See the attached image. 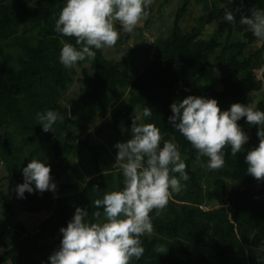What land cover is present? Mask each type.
Returning <instances> with one entry per match:
<instances>
[{
    "label": "trees",
    "instance_id": "obj_1",
    "mask_svg": "<svg viewBox=\"0 0 264 264\" xmlns=\"http://www.w3.org/2000/svg\"><path fill=\"white\" fill-rule=\"evenodd\" d=\"M65 4L66 0H0V162L6 178L17 186L24 182L22 169L31 159H40L50 166L56 184L55 192L16 196L23 211L50 214L35 230L16 222L10 242L0 239V264H50V255L60 246V229L77 207L88 211L86 221L95 222L96 211L102 218L103 208H96L94 201L123 189L122 172L112 166L118 151L114 145L131 137L136 106L141 107L144 124L160 129L161 147L165 140L178 145L189 180L181 181L186 187L173 194L161 215L151 213L154 234L141 237L145 253L132 264H264V181L247 174L245 160L247 151L259 144L258 126L241 118L237 123L249 136L244 150L233 157L226 147L224 167L212 171L206 167L208 158L198 161L196 150L168 122L170 105L190 95L214 98L222 111L233 103H252L264 86V69L258 74L264 63V42L252 47L257 38L251 31L244 30L237 40L235 31L241 15H250L253 7L264 9V0L242 4L233 0L225 5L203 0L208 10L199 23L213 24L211 33L203 36L202 30L192 27L178 36L172 25L149 42L139 28L136 43L127 45L126 35L111 47L125 46L122 57L109 59L103 48H93L95 60L78 61L79 71L75 66L65 68L59 60L61 41L79 48L74 37L55 31ZM225 7L234 12L235 25L224 19ZM115 26L121 34L120 24ZM206 70L215 72L214 80L206 78ZM75 81L80 86L68 102L64 93ZM255 106L264 111V101ZM145 107L151 108L150 117L143 116ZM93 108L104 120L94 133L81 137ZM47 110L64 118L54 124L56 132L45 133L37 122V113ZM94 135L105 143L95 141ZM87 156L94 173L85 182L69 181V174H78L72 161L76 158L85 167ZM8 200L0 184V203ZM202 204L208 210L200 208ZM157 245L168 251L156 253Z\"/></svg>",
    "mask_w": 264,
    "mask_h": 264
},
{
    "label": "clouds",
    "instance_id": "obj_2",
    "mask_svg": "<svg viewBox=\"0 0 264 264\" xmlns=\"http://www.w3.org/2000/svg\"><path fill=\"white\" fill-rule=\"evenodd\" d=\"M151 3L152 0H66L55 31L74 37L79 48L61 41L60 63L72 68L86 58L94 61L93 48H111L119 40L116 22L125 33L133 32L150 14L147 9ZM249 11L250 15H241L239 23L264 42V9L253 7ZM224 19L236 24L234 12L227 7ZM170 108L169 124L196 150L198 161L202 156L208 158L206 167L212 171L224 167L226 147H230L233 157L244 150L249 136L237 123L241 118L246 117L248 124L258 126L259 144L247 151L245 160L247 174L264 181V111L251 103H233L230 109L222 111L216 99L193 95L173 102ZM151 115V108L145 107L143 116ZM36 118L45 133L56 132L54 124L64 119L53 110L37 113ZM140 119L134 116L132 120L131 138L114 145L118 151L112 166L122 172L123 189L94 201L96 208H103V219L101 212L96 211L92 214L95 222L86 221L88 211L75 209L73 218L60 229L62 240L58 250L50 255V264H132L133 259L139 260L144 255L141 237L154 234L151 213L161 215L173 194L186 187L181 181H188L189 175L178 145L165 140L161 147L160 129L153 123H138ZM22 173L24 182L15 189L18 198H24L25 192H55L51 168L42 160L31 159ZM154 251L164 254L168 247L157 245Z\"/></svg>",
    "mask_w": 264,
    "mask_h": 264
},
{
    "label": "rangeland",
    "instance_id": "obj_3",
    "mask_svg": "<svg viewBox=\"0 0 264 264\" xmlns=\"http://www.w3.org/2000/svg\"><path fill=\"white\" fill-rule=\"evenodd\" d=\"M219 4L225 5L227 4L226 0H218ZM209 2V1H208ZM151 9L148 17L142 22V26H138L133 32L125 33L124 31L120 34L123 38L126 35L129 40L126 44H134L139 40V28L143 29V37L144 39L152 42L157 34L161 32H166L168 29H171L173 25V29L178 36H182L187 31H189L192 27H198L203 31V36L211 33L214 29L213 24H205V21L199 23V19L206 14L207 10H204L203 0H168L165 2L164 0H152L151 5L149 6ZM117 23V22H116ZM119 23V22H118ZM246 26L241 25L239 23V27L235 31V40L240 38L241 32H243ZM261 44L260 41H255L251 46L258 47ZM125 46L122 48H103V54L106 58H119L124 54ZM75 68L79 71L80 67L76 64ZM264 69V63L262 65V69L258 72L260 75L262 70ZM215 72L206 70L205 76L210 80H214ZM210 84H213V81H209ZM80 84L78 82H74L67 91L64 93V97L70 102L73 99L74 93L78 91ZM258 101H264V86L262 90L255 94L252 103L256 105ZM115 105V104H114ZM113 104L109 107L110 110ZM92 119L85 123L86 129L81 131V137H85L87 133H94L96 127L104 120L103 116L100 114L98 108H93L90 111ZM134 116H140L141 119L138 123L143 122L141 107L136 106L134 112L132 113V118ZM128 138V137H127ZM131 137H129L130 139ZM95 141H101L105 143V140L94 135ZM107 149L109 153L111 152V147L107 145ZM85 167L81 165L77 159L75 158L72 163L76 166L78 170V174H69V181H73V179H81L83 182L88 180L91 175L94 173L93 165L87 156L85 158ZM0 184L2 186V190L4 194L8 196V203H0V239L4 242H10V236L13 232V227L16 222H21L27 230H35L37 225L46 218L50 212L46 210H42L39 213L32 214L23 211L16 201V185L12 184L6 178V171L3 168L2 163L0 162ZM5 207V208H4ZM103 219V216L102 218ZM62 240V233H59L57 245H60ZM3 250L2 245L0 244V252ZM3 264H11L9 261Z\"/></svg>",
    "mask_w": 264,
    "mask_h": 264
},
{
    "label": "built area",
    "instance_id": "obj_4",
    "mask_svg": "<svg viewBox=\"0 0 264 264\" xmlns=\"http://www.w3.org/2000/svg\"><path fill=\"white\" fill-rule=\"evenodd\" d=\"M200 208H202V209H204V210H208L207 205H204V204L200 205Z\"/></svg>",
    "mask_w": 264,
    "mask_h": 264
}]
</instances>
